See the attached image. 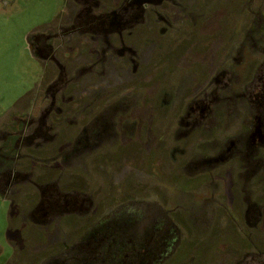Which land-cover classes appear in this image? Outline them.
I'll list each match as a JSON object with an SVG mask.
<instances>
[{"label":"flooded vegetation","instance_id":"flooded-vegetation-1","mask_svg":"<svg viewBox=\"0 0 264 264\" xmlns=\"http://www.w3.org/2000/svg\"><path fill=\"white\" fill-rule=\"evenodd\" d=\"M68 1L70 12L66 20H63L52 33L41 36L40 42L37 43L40 55L47 63L56 67L55 78L52 81L54 84H51L53 93L46 106L27 115V125L32 126L31 131L29 130V135L20 134L15 142L18 150L10 167L4 166L6 163L3 162L10 134L3 132L0 134V194L6 197L18 196L21 193V182H32L37 188L38 199L36 201L34 199L29 209L24 211L33 222L44 227L55 217L58 219L64 216L71 217L79 212L90 215L91 207H95V201L91 198L92 192H98L97 189L90 190L91 193L77 188L63 191L53 182L32 180L29 171H21V145L32 144L33 139L41 135L44 141L38 142L36 146H42L40 150L43 152L44 144H54L53 139L57 135L59 122L65 119L70 124L75 123L70 126L68 138L65 140L67 142L64 146L65 151L67 155L70 154L67 158H73L74 153H77L80 160L83 158L88 160L89 157V160H98L103 169L110 166L108 169L111 170L121 165V162L116 161L121 147L126 149L133 146L136 150L145 147V153L148 154L150 136L153 143L155 140V148H166L171 155L168 161L165 160V163L173 165L171 169L169 168L171 172L170 170L165 174L153 172L159 177L177 179L176 173L187 177L189 174L186 170L192 164L209 166L208 169L196 174L197 178L211 169V166H215L218 161L237 159V162H231V166L226 168L225 178H219L226 182L227 195L225 193L224 198L229 199L234 197L232 191L235 193L232 182L237 181L236 184L239 186L240 181L239 191L243 207L242 210L240 207L238 211L235 210V214L241 215L239 220L241 222L237 221L233 225L238 228H258L264 224V210L259 206L262 200H256L251 189L255 180L259 184L261 181L264 182V0ZM187 2L190 5L188 8L185 7ZM170 8L172 13L169 11ZM173 8L178 10L173 11ZM150 24L154 25L162 38V43L150 48L146 44L149 48H145L146 50L142 46L133 45V42L135 44L143 40V35L149 36L153 30ZM170 38L172 40H168ZM147 41L149 38L145 42ZM154 53H157L155 57ZM82 54L86 58L85 62H81L80 66L75 65V60ZM147 55L150 57L149 60H146ZM151 58L157 59L156 62L151 64ZM69 59L73 64L67 62ZM111 60L115 61V66L112 65L113 74L109 64ZM173 62L178 65L176 70L168 71ZM82 65L85 67L83 71ZM85 70L89 71L86 75H92L95 80L97 78L99 80V76L96 75L100 70L99 73L105 76L102 81L88 87L89 92L83 94L81 98L83 105L79 107L78 99L68 94V85L72 90L78 72L79 76H84ZM172 73H176L174 82L176 86L170 88L166 78ZM111 74L112 77H108ZM63 78L66 79L65 89L59 87L64 81ZM105 79L108 81L112 79L117 91L115 94L99 88L105 83ZM113 104L118 115L122 117L121 121L129 120V124L119 128L113 126L116 132L115 142L106 143L99 134L101 125H94V121L98 124L103 123L100 115ZM140 104L146 105L145 110L138 111ZM122 111H128L130 115L125 118L121 114ZM79 116L80 119L76 120L75 118ZM144 116L147 117L143 119ZM170 116H173L174 124L177 125L172 129V134L167 130ZM69 117L74 120H69ZM155 117L160 118V125L156 123L158 120ZM239 125L244 126L242 132L239 131ZM91 128L92 131L98 129L97 139L92 135ZM220 130L221 133L229 134L227 140L214 139ZM191 135L195 136L194 140L190 138ZM101 142L100 150L95 152L97 154L80 155L84 151L81 149L86 150L91 145L97 146ZM202 145L212 147L213 150L219 147L222 153L197 156L196 146ZM254 146H258V151L257 154L251 153V157L249 152ZM188 147L192 148V152L181 158L180 156L186 154ZM110 154L114 157L109 158ZM153 156L155 157V154L153 155L151 151L149 158L153 160ZM35 159L41 161L39 156L36 158L25 156L24 163L27 165ZM112 161L114 163L116 161V164L111 167ZM238 162L242 163V166ZM234 163L238 168L236 173L231 171ZM149 165L154 171L153 163ZM145 168L149 169L148 166ZM218 174L216 173V176ZM205 175V178L214 181L211 177L213 175L208 173ZM153 177L147 173L148 179L143 189L147 195L153 191L152 185L149 184L154 180ZM127 187L124 190L127 192L128 200H131L135 196V190ZM143 190L138 193L140 196L143 195ZM241 191L245 192L244 195ZM150 196L152 198V194ZM98 197H103V194H99ZM233 199L234 202H231L230 206L237 209L235 197ZM151 200H147V203H151ZM102 205L106 207L105 204ZM97 211L98 209L94 213ZM105 222H98L99 229L103 230V227H106ZM133 224L135 221H127L125 227L132 228ZM151 225L146 222L143 235ZM90 232L91 226L81 238L88 236ZM133 234L136 235V231L131 235ZM79 239L65 244L63 253H56L55 247L56 251L45 252L43 255L39 253L40 255L34 259L30 256L24 260H21V253L17 252L24 248L20 246L18 239H15L13 241L16 243L11 242L14 255L8 264H21V261L22 264H122L121 253L113 254V260L110 261V258L102 254L98 244L93 245L94 241L86 239L82 249L77 247L75 242ZM108 239L117 244V250L121 249L122 237ZM127 240L129 244L132 241ZM39 243L45 246L52 245L51 241L42 239L34 242L32 248H26L32 251ZM135 250L137 251V247ZM262 254L264 255V252ZM140 255L148 257L145 258L147 263L153 264L155 256L152 257V253L149 256L144 253ZM167 257L168 255L162 262Z\"/></svg>","mask_w":264,"mask_h":264},{"label":"rangeland","instance_id":"rangeland-1","mask_svg":"<svg viewBox=\"0 0 264 264\" xmlns=\"http://www.w3.org/2000/svg\"><path fill=\"white\" fill-rule=\"evenodd\" d=\"M189 6L187 2L185 7L188 8ZM177 10L173 8V11ZM169 11L172 13V8ZM69 12L70 4L68 0H0V134L3 132V128L5 130L10 122H13V119L19 126L14 127L15 130L20 129L21 135L23 133L29 135L32 126L27 125V115L49 103L53 93V85L51 84H54L52 81L55 78L56 67L51 63H47V60L40 55L37 43L40 42L41 36L52 33L63 20H66ZM191 22L193 23L192 20ZM150 27L153 30L151 29L149 36L143 35V40H139L135 44L133 42V45L136 47L142 46L146 50L145 48H148L146 44L150 48L151 46L157 47L156 45L162 43V38L158 35L154 25L150 24ZM147 38H149V41L145 42ZM158 51L157 49L156 52ZM156 55L157 53H154V57ZM79 56L74 63L77 66H80L81 62L84 63L86 59L84 54ZM149 58V55H147L146 60H149ZM156 60L151 58V64ZM67 62L73 64L70 59ZM109 64L113 74L112 65L115 66V61L111 60ZM177 66V63L173 62L168 71L176 70ZM81 69L83 71L85 67L82 65ZM84 72V76H79L78 72V78L73 81L75 85L72 90L68 85V94L78 99L79 107L83 105L81 99L83 94L89 92L88 87L102 81L103 76H105L99 73L101 70L98 71L96 77L99 76V80L97 78V81L92 75H86L89 71L85 70ZM112 74L108 77H112ZM127 77H129L128 74ZM175 77L176 73H172L166 78L170 88L176 86L174 83ZM63 80L59 87L65 89L67 88L65 85L66 79L63 78ZM105 80V83H102L99 88L105 89L110 94H115L117 91H115L114 84H112V79L110 81ZM145 106L140 104L137 108L138 111L145 110ZM114 108L113 104L100 115L102 116L100 120H103V123L98 124L94 121V125H101L99 134L103 137V142L106 143L115 142L116 132L113 130V126L119 128L129 124V120L121 121L122 117L118 115L116 108ZM129 111L131 110L129 109ZM121 114L126 118L130 115V112L122 111ZM138 117L142 118L141 116ZM146 117L144 116L143 119ZM172 117L169 118L167 128L170 134H172V129L177 126L174 124V118L172 119ZM68 119L74 120L70 117ZM75 119H80V116ZM157 120L156 123L158 122L157 124L160 125V118H157ZM60 122L58 129H56L57 135L53 139L54 144L41 143L45 146L43 152L40 150L42 146H36L38 142L44 141L41 135H37L32 144L21 145V171H29L32 180L43 183L53 182L63 191L77 188L89 192L97 189L98 192H92L91 197L95 201V207H91L90 215L79 212V214L75 213L71 217L64 216L60 219L55 217L51 220V223L48 222L49 225L45 224L44 227V225L33 222L28 217V213L24 211V209H29L34 199L35 201L38 199L37 188L32 182H21L20 196L6 197L0 194V264H8L13 258L14 247L11 242L15 239H18L20 246L24 248L17 250L21 253V260L30 256L34 259L40 255L39 253L43 255L45 252H52L55 247L57 248L56 253H63L65 244H70L81 238L90 226V234L86 235V238L83 237L75 242L76 246L82 249L86 239L94 241L93 245L98 244L102 254L110 258V261L113 260V254L116 255V252L121 253L122 264H148L149 262L147 263L145 260L148 257L140 255L142 253L148 256L152 253V257L155 256L153 264H264V255L262 254L264 252V224L258 228H238V226L233 225L241 219V215L238 213L236 215L235 210L238 211L239 207L242 210L243 207L239 191L240 181L239 186L236 184L237 181L232 182L233 187L235 186V193L232 191V194L235 197L237 209L230 206L231 202H234V197H231L232 199L224 198V194L227 195V189L226 182H222V179L226 176V168L231 166L230 163L234 159L231 158L226 162L218 161L215 166H211V169L204 172L213 175L211 177L214 178V181L205 178V174L195 177L196 174L209 168V166L206 167V165L201 164H192L191 168H187L186 171L189 174L187 177L185 175L182 177L181 173L173 171L178 174L176 175L178 180L168 176L165 178L159 177L153 172L167 173L173 165L165 163V160L168 161L171 155L166 148H155V140L153 143L150 136L148 154L145 153V147L137 148V150L133 146L126 149L121 147V152L116 157V161L121 162V165L116 166L115 169L111 168V170L108 169L110 166L103 169L98 160H89L90 157L88 160H85L86 158L80 160L77 153H74L73 158H67L70 154L67 155L65 151L64 146L67 143L65 140H67L66 137L68 138L70 126L75 125V123L70 124L65 119ZM114 122L118 123L114 124ZM239 128L240 132L244 130V126L239 125ZM92 130L93 128H91L92 135L96 136L95 139H97L98 129ZM5 132L8 135L9 130L6 129ZM228 136V133H221L220 130L217 131L214 139L225 141ZM194 137V135H191L190 138L194 140ZM170 139H172L171 135ZM101 144L102 142L97 146L91 145L86 150L81 149L84 151L80 155L90 154L92 156L97 154L95 152ZM6 147L8 151L6 150L7 153L3 155V162L6 163L4 166L14 162L13 157L18 150L17 148L12 153L9 151L8 145ZM219 149V147L213 150L212 147L196 146V153L197 156H213L216 153H222ZM186 150V154L180 156L181 158L192 152L191 147ZM151 151L153 155L155 154L153 160L149 158ZM257 151L258 146H254L249 154H257ZM110 153L113 154V152ZM62 154H64L63 157ZM111 154L109 158L114 157ZM25 156L31 158L39 156L41 161L35 159L26 165L24 163ZM116 161L115 163L111 162V167L116 164ZM151 162L155 166L154 171L150 168L151 165L149 164ZM128 163H130L129 166ZM239 165L242 166V163H239ZM145 166H148L149 169L146 170ZM231 171L238 172L236 163L233 164ZM147 173L154 176V180L149 182L153 188L150 193L152 198L143 190L148 179ZM216 173L219 174L216 176ZM233 177L235 178L234 174ZM229 183L230 180H228ZM254 183L251 186L252 194L256 200H262L259 206L264 210V182L261 181L259 184L255 180ZM125 187L134 188L135 190V196L131 200H128L129 197L126 196ZM141 189L143 195L140 196ZM245 192L247 191L245 190ZM245 192L241 191L243 195ZM99 194H103V197H98ZM11 199L13 200V208ZM149 199L153 201L147 203ZM102 203L106 207H103ZM97 209L98 211L94 213ZM126 220L129 222L135 221L132 228L130 226L125 227ZM101 221H106L104 225L106 227H103V230L102 228L99 229L98 222ZM146 222L152 225L147 233L143 235ZM93 226L95 227L93 228ZM133 231H136V235H131ZM101 237H105V239ZM111 237H122L121 249L117 250V244L110 242L108 238ZM42 239L51 241L52 245L45 246L39 243L32 251L27 250L26 247L32 248L34 242L37 243ZM127 239H132L130 244ZM135 247H137V251H134ZM166 254L168 257L162 262L164 257L167 256Z\"/></svg>","mask_w":264,"mask_h":264},{"label":"crops","instance_id":"crops-1","mask_svg":"<svg viewBox=\"0 0 264 264\" xmlns=\"http://www.w3.org/2000/svg\"><path fill=\"white\" fill-rule=\"evenodd\" d=\"M11 121V120H10ZM12 121L13 122H10V124H9V126L6 128V129H8L9 130V138H7V145H8V147H9V151L10 152H12V153H14L15 152V150L17 149V145L15 144V142H17V140H18V137L20 136V134H21V130L19 129V130H15V128L14 127H19L16 123H15V121L12 119ZM12 125V126H11ZM21 127V126H20ZM5 129V130H6ZM5 130H4V128H3V133L4 134H6V132H5ZM6 140V139H5ZM9 143V144H8ZM12 148V149H11ZM7 151H8V148H7ZM7 151H5V153H4V155L7 153ZM9 167L10 166H12V162L11 163H9V165H8ZM21 195V193L19 194V196ZM12 200V199H11ZM11 203H12V208H13V201H11Z\"/></svg>","mask_w":264,"mask_h":264}]
</instances>
